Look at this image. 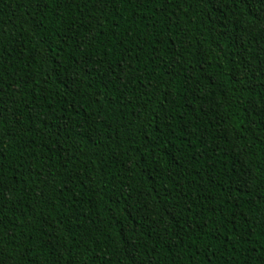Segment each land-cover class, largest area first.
<instances>
[{"label": "trees", "instance_id": "trees-1", "mask_svg": "<svg viewBox=\"0 0 264 264\" xmlns=\"http://www.w3.org/2000/svg\"><path fill=\"white\" fill-rule=\"evenodd\" d=\"M0 264H264V0H0Z\"/></svg>", "mask_w": 264, "mask_h": 264}]
</instances>
